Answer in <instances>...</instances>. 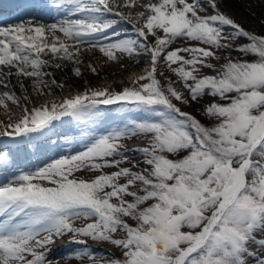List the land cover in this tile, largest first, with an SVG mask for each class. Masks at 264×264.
Masks as SVG:
<instances>
[{
    "label": "snow or ice",
    "instance_id": "1",
    "mask_svg": "<svg viewBox=\"0 0 264 264\" xmlns=\"http://www.w3.org/2000/svg\"><path fill=\"white\" fill-rule=\"evenodd\" d=\"M23 7L32 9L26 18L0 22V85L8 89L0 106L22 108L15 121L0 122V136L43 135L63 117L87 126L104 119L100 106L120 105L135 118L35 171H11L10 154L0 150V172L11 175L0 184V264H59L49 254L64 237L83 246L69 257L82 264H264L250 247L264 248V34L221 11L218 0H28ZM53 14L60 18L46 23ZM178 41L189 43L173 47ZM85 49L109 61L147 55L150 66L121 90L85 88L31 109L22 103L29 96L9 87L13 76L25 93V79L41 95L63 87L48 69L70 62L81 76ZM225 50L241 55L217 68L211 60ZM161 62L182 89L158 78ZM205 96L219 98L204 108L207 124L179 106ZM132 137L144 140L134 164L122 143ZM83 169L100 174L76 176ZM89 240L120 255L97 258Z\"/></svg>",
    "mask_w": 264,
    "mask_h": 264
},
{
    "label": "rangeland",
    "instance_id": "2",
    "mask_svg": "<svg viewBox=\"0 0 264 264\" xmlns=\"http://www.w3.org/2000/svg\"><path fill=\"white\" fill-rule=\"evenodd\" d=\"M232 2H233V4L239 5V7H237V5L232 6L230 4L232 6V8H234V9L237 8V10L241 14L239 15L238 18H235L233 16H231V17L235 18L236 21L239 22L242 26H244L247 30H250V31L255 32L257 34H264V0H247V2H242V0H232ZM213 11L214 10L211 9L210 7L207 9L208 14H212ZM226 14H228V13H226ZM241 18L244 19V21H241ZM122 26L124 28H128L129 32L131 31V26H125L123 24H122ZM230 31H231V28L227 27L225 30V35H227ZM188 43L189 42H187V41H178L175 45H173V47L187 46ZM87 50H91V49H87ZM217 55L220 57V59L217 60V59L213 58L211 60V62L214 63L217 66V68H219V66L222 63H224L225 60L229 56H231L232 58H238V57H240L241 54L234 51V50H225L223 52L218 51ZM101 56L103 57L102 54H101ZM243 58L252 59V57H243ZM104 59H105V64H109L110 62H112V61L107 60L106 57H104ZM70 64L68 65L69 67L66 70H63L61 72L60 71L55 72L54 69H52V68L48 69V71L54 72V78L56 79L57 83L60 85H63V87H57L55 85H52L51 87H45L43 95H41L38 92H37V94H33L36 91L33 89V85H32L31 80H29V81L26 79L24 80L25 87L27 88L26 93L22 89H20L19 86L17 85V77L14 78L12 81L10 80L9 87H11L12 90L16 92V95L21 97V98H23L24 95L29 96V99L26 102L23 101V99H22V103H26L27 107L30 109L32 107L39 106L43 102H46L47 99L50 97L60 96L61 98L59 100L54 101L55 103H59L63 98H65V97L62 98V94H65V93L69 94L68 97H70V96L75 95L78 92L74 87L66 86L65 84L62 83V81L66 77H70L74 74V67H76V65H74L72 63H70ZM87 64H88V65H86L87 69L91 72L90 67H89V65H91V64L90 63H87ZM149 66H150L149 65V57L147 55H140L139 59L132 66L125 67V68H123L122 71L119 70L118 72H116V75L114 76V78L110 79L108 74L103 75V74L98 73V71H97L96 73H94L95 79H94V81L93 80L92 81L96 82L97 79H100V81H102V82H104V81H110L111 82L113 80H116L117 82H119L120 87L115 88L114 86H112L111 89L121 90L125 86H131V83L135 79V77L144 74L145 71L149 68ZM79 67H80V65H79ZM81 70H82V75L79 77L81 79H84L85 70L83 68H81ZM59 73H61V74H59ZM160 73H163V76H160L159 75ZM201 74H215V71L213 69L203 68L201 70ZM158 78L161 79L163 84H167L168 78H171V80L174 83V86H176L179 89H182V82L179 81L178 77H176L173 73L170 72V70L166 67V65L163 62H161V64L158 66ZM5 90H8V89H6L2 85H0V91H5ZM214 99L218 100L219 98H213L211 96H205L203 99H201L199 101V103H193L190 105H179V106H181L182 110L192 112L194 115H196L199 119H201L203 122H205L207 124V123H210V120L205 118L204 108L207 106L209 101H212ZM8 103L10 105V108L9 109L3 108L2 111L4 113L8 114L9 116L12 113L17 114V115H15L16 117H14L16 119L18 116H20L22 114V108L18 105L13 104L12 102H8ZM0 107H2V106H0ZM119 107H120V105L100 106V108L105 109V111H104L105 115H103L104 119H109L112 116H116L117 113H120V111H118ZM120 115L121 116H120V119L118 122H121L122 120L128 119V118H126V116H128L129 118H134L133 115H131L129 113H125V112H121ZM15 119H12V120L15 121ZM103 120H101L99 122H95V124L98 125V124L102 123ZM8 122H5L4 124H6ZM70 122L72 123L71 119H70ZM103 126H106V124ZM114 126L115 125H112V127H114ZM107 127H103V128H107ZM104 131H106V130H102L100 133H104ZM91 132H92V130L91 131L89 130L88 134ZM32 135H34V134H31L30 136H32ZM73 135H74V132H70V133H66V135L63 136L64 140H66V142H67V144L65 145L67 153H65V152L64 153H58V157L56 159H58L60 156L74 155L77 152L85 150V146L88 142L76 144L77 140L76 141L74 140ZM30 136H27L26 138H28ZM2 137H10V136H0V149L1 148L3 149V146H6L10 142L7 140H6L7 142H5V140H2ZM4 142H5V144H3ZM122 143L124 144L123 150L126 152V154L129 152L128 156H129V159L131 160V162L133 164L142 159L141 155L135 151L136 148L143 146L144 140L142 137L134 139L133 141L126 138L122 141ZM135 143L136 144L138 143V145L133 147L132 144H135ZM2 144H3V146H1ZM126 150H129V151H126ZM53 159H55V158H53ZM53 159H50L47 163H50ZM124 166H129V165H124ZM115 170L116 169H114V168L104 169L105 172H111V171H115ZM98 174H100L99 171L83 169L82 171L76 173V176L81 177V178H85V179H91L95 175H98ZM86 222H88V221H86L84 219H80V220L76 221V223L78 225L86 223ZM61 243L66 244L67 247L62 248L63 246L61 247V245H60ZM88 246L95 253L97 258H103L104 260L111 258L113 254H115L116 256L120 255L119 250L107 242H99V241L89 240ZM82 247H83L82 245L69 242L68 237H64L62 239H56L55 244L51 246V252L49 254V258L52 259L53 261H58L59 264H82V262L77 260V259H70L69 258V257L74 256V253L76 251L81 250ZM250 247L252 250L257 251L259 253V255L264 256V248H257V246L255 244L251 245ZM84 264H87V262H84ZM249 264H255V260L250 258Z\"/></svg>",
    "mask_w": 264,
    "mask_h": 264
},
{
    "label": "bare ground",
    "instance_id": "3",
    "mask_svg": "<svg viewBox=\"0 0 264 264\" xmlns=\"http://www.w3.org/2000/svg\"><path fill=\"white\" fill-rule=\"evenodd\" d=\"M242 2H247V0H242ZM218 3H220V8L221 11H224L225 13H228L229 16H233L235 18H238L239 15L241 14L237 8L234 9L232 8V6H235L237 4H233L232 0H218ZM232 6H231V5ZM256 6V5H255ZM258 6V5H257ZM237 7H239V5H237ZM125 11H127V9H124ZM137 11L141 10L139 8L136 9ZM241 21H244V19L241 18ZM46 23H52L50 22H46ZM123 25L125 26H131L129 24H127L126 22H121ZM129 34H133L131 31L129 32ZM95 55V56H94ZM81 59L83 61V63L80 65L81 68H83L85 70V74H84V79H81L80 77L75 76V74H73L70 77H66L62 83L65 84L66 86H71L74 87L78 92L83 91L85 88H96V87H104V86H108L110 88H112V86H114L115 88H119L120 84L119 82H117L116 80L113 81H100V79H97L96 82H93L95 77H94V73L90 72L87 69L88 65L87 63H90L92 66H95L97 68L98 73L100 74H108L109 78L112 79L114 78V76L116 75V72H118L119 70L122 71L123 68L125 67H129L132 66L138 59V57H128L126 55H122L119 58V61H112L109 64H105V59L104 57L101 56V54L98 51H94V50H84V54L81 56ZM70 62L65 64V67L62 70H55V72H61L63 70H66L69 66ZM71 65V64H70ZM61 74V73H59ZM14 78H16L15 76L11 77L10 80L12 81ZM26 80H30V79H26ZM93 82H91V81ZM33 93V92H32ZM33 94H37V92H34ZM69 94H62V98L63 97H68ZM61 97L60 96H56V97H50L47 99L46 102L41 103L39 106L46 104V103H53L54 101L59 100ZM37 106V107H39ZM3 106L0 107V122L5 123L8 122L10 119H15L14 117H16L15 113H12L10 116L6 113H4L3 110ZM10 108V105H9ZM8 108V109H9ZM5 109V108H4ZM13 121V120H12ZM58 148H60V144L56 141L53 140L52 138L48 140V142L46 143H40L38 145H35L32 148H28L25 154V157H37L39 153H51L56 151ZM18 157L22 158V159H26L23 156V152L18 153Z\"/></svg>",
    "mask_w": 264,
    "mask_h": 264
}]
</instances>
